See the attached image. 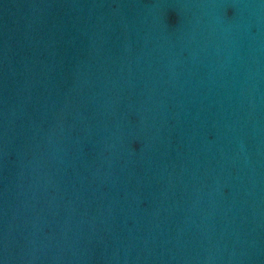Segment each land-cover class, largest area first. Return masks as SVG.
Returning a JSON list of instances; mask_svg holds the SVG:
<instances>
[{
  "label": "water",
  "instance_id": "95a60500",
  "mask_svg": "<svg viewBox=\"0 0 264 264\" xmlns=\"http://www.w3.org/2000/svg\"><path fill=\"white\" fill-rule=\"evenodd\" d=\"M0 264H264V0H0Z\"/></svg>",
  "mask_w": 264,
  "mask_h": 264
}]
</instances>
